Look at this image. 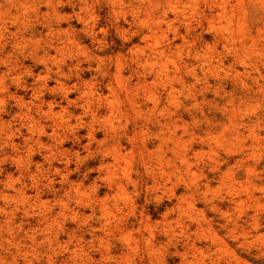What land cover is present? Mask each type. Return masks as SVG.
Returning <instances> with one entry per match:
<instances>
[{"label": "rangeland", "instance_id": "1", "mask_svg": "<svg viewBox=\"0 0 264 264\" xmlns=\"http://www.w3.org/2000/svg\"><path fill=\"white\" fill-rule=\"evenodd\" d=\"M62 1L58 16L46 7L20 16L16 26L35 27L21 49L0 37V191L21 199L16 210L7 200L11 221L0 212V264H264V0H229L245 12L247 57L215 0H151L150 14L147 0ZM66 37L82 65L62 79L68 99L47 73L59 55L51 40ZM45 51L46 62L36 58ZM39 75L49 77L45 102L74 111L61 147L35 113ZM88 85L122 112L96 100L84 110ZM131 99L144 105L141 117ZM27 112L48 126L41 145L36 133L29 139ZM111 149L127 176L112 174Z\"/></svg>", "mask_w": 264, "mask_h": 264}, {"label": "bare ground", "instance_id": "2", "mask_svg": "<svg viewBox=\"0 0 264 264\" xmlns=\"http://www.w3.org/2000/svg\"><path fill=\"white\" fill-rule=\"evenodd\" d=\"M67 1L70 2L71 0H67ZM166 1L168 2L171 8L173 7L176 8L177 5L181 4L182 2V0H166ZM185 1L191 7H194L195 4L197 3V0H185ZM147 2L149 5L148 7H145V11L148 14H150V12L152 11L149 10V8L153 6H157L158 4L156 3L154 5V3L151 0H147ZM215 2L217 4V7H219L220 9V13L218 14V16H221L225 20L226 26H231L234 22H236L237 31H238L237 34L239 37L238 40L241 41V45H240L241 50L243 54L247 57L248 55H250V50L247 47L248 45L245 41V38L247 36V31L245 29V18H244L245 12L238 15L239 13L237 14L235 12L230 11L228 9L229 2H230L229 0H215ZM62 3H63L62 0L61 1L60 0L59 1L58 0H0V37L2 38L3 35L5 36L6 35L5 33H7L10 37L9 39L7 38L4 40V48L6 47V45L10 43L14 50L21 49L23 43L25 42L26 36L28 35V32L33 33V29H35L34 26H25L24 22L20 23L22 27L16 26L18 24V20L20 19L21 15L27 16V14L30 12L37 15L40 12L41 7H46L49 13L51 12V13H54L55 16H58L60 11L57 10V7L61 5ZM238 3L242 6V0H238ZM79 4L81 6V9L86 8L88 6V0H76V5H79ZM166 18H167V15L165 12H163L160 16H158L154 24L155 28L158 30H161L162 25L167 23L165 22ZM260 18L261 19L264 18V10ZM9 27L14 28V31L8 30ZM59 31L61 30L59 29ZM50 32L52 33L53 30H50ZM65 41L67 43H70V39L68 37H66L63 43H60L59 45L57 44V42L51 40L50 45L56 44L58 48L54 47V49L58 52L59 55L58 57L52 56L53 57L52 59L54 60V64L56 66V70L53 72L52 69H47V73L55 75V77L57 78L56 84L58 85V89L63 92L62 96L68 99L70 92L67 88L66 83L62 81V79L66 77V75L67 76L72 75L73 72H75L76 75H79V72L82 71V65L79 60L76 61V64L73 63L72 61L73 51L70 48H66ZM151 51L153 55H158L160 57L164 55V52L157 48V44H153V46L151 47ZM45 56L50 57V51L49 52L45 51L44 55L40 57L38 53L36 52V58H40L41 60H43V62H46ZM68 56L71 59L70 62L66 61V57ZM159 70H160L159 72L160 77L165 80H168L169 71H168L167 60H163L160 62ZM119 76L116 79L117 82H118ZM38 78H39L38 81H40V82H37L38 86L37 84H34L36 88L32 89L33 91V96H32L33 102L32 103L37 104V106H35L36 108L35 113L37 116H42L45 120H49L50 122L53 123L54 129L53 128L51 129V133L49 137L55 143H57L58 147H61L63 143V138L65 137L66 132L73 131L74 129V127L71 125L72 123L71 119L74 117V111H70V110L56 111L51 102H45V100L43 99L44 98L43 90L47 89L46 79L49 77H45V76L40 77L39 75ZM122 85L125 87V89H127L126 84H122ZM87 87L89 88H85L81 92L79 90L80 95H81V100L83 101L82 108L84 110L90 109V107L93 104V101L96 100L98 103L104 102L107 105L108 112L111 116L113 114L119 115L122 112L121 108L118 105V102L114 101L113 98L112 99L108 97L102 98L101 96L95 97L96 94L94 90L90 88L92 86L88 85ZM141 91L147 92L142 87H141ZM173 91H174V87L171 86V92ZM130 101H131V106L133 108H136L135 110L136 115L141 117L144 114V109H145L144 105L139 104L135 99H131ZM30 105L33 106V104H30ZM27 109L29 111L32 110L31 107H28ZM92 112H93L92 118H95L96 117L95 115L100 112V108L97 107L96 112L95 111H92ZM103 118L105 117L103 116ZM33 122H37L38 124L35 125L33 124ZM77 122H79L80 125L85 124V122L82 121L81 117H77ZM27 124H28V131L30 133L29 139H32L34 133H36L37 134L36 142L41 145L42 137L44 135L47 136L48 126L43 123L38 122V117H35L31 115L30 113H28L27 115ZM59 128L61 129L64 128L62 133L57 130ZM1 131H3V129H1ZM124 132H125L124 135L128 134V131L124 130ZM89 135H90L89 141H91L93 139L92 133H90ZM12 137H13V133L10 136H8V139H11ZM11 145L16 146L14 142H12ZM108 153L111 155L114 161V163L112 164L113 166H111L112 174H114L116 170H120L122 174L127 176L128 166L127 164H124L125 160L122 154L120 153V151L116 149H111V151ZM55 170H58V169L55 168ZM0 183H2V181H0ZM13 184L14 182L10 184V187H12V190H15V188H13ZM7 187H9L8 183H7ZM0 197L3 198L6 203L0 206V212L3 213L5 222L7 223L8 221H11L12 214H13V209H11L10 205H8L7 200L12 199L13 203L15 204L14 209L16 210L17 206H19L18 204L21 202V199L20 201L16 200L15 196L4 194L3 191H0ZM6 209H9V210H6ZM8 225L10 224L8 223ZM49 240L50 238H48V241ZM189 264H192V263H189Z\"/></svg>", "mask_w": 264, "mask_h": 264}]
</instances>
